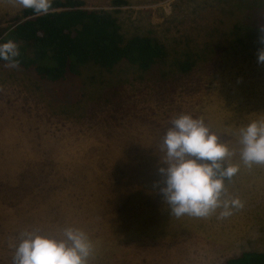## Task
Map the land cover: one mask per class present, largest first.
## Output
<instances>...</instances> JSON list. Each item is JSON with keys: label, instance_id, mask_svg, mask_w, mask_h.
<instances>
[{"label": "rangeland", "instance_id": "1", "mask_svg": "<svg viewBox=\"0 0 264 264\" xmlns=\"http://www.w3.org/2000/svg\"><path fill=\"white\" fill-rule=\"evenodd\" d=\"M112 1L84 0L116 10L124 38L159 41L164 61L112 73L89 64L59 83L0 63V264H13L22 233L61 240L68 227L87 234L88 264H221L264 251V165L240 159V129L264 120V0ZM22 10L0 0V35ZM180 113L233 153L239 171L221 199L243 207L228 217H177L164 200L161 144Z\"/></svg>", "mask_w": 264, "mask_h": 264}, {"label": "clouds", "instance_id": "2", "mask_svg": "<svg viewBox=\"0 0 264 264\" xmlns=\"http://www.w3.org/2000/svg\"><path fill=\"white\" fill-rule=\"evenodd\" d=\"M14 7L31 9L35 15L52 11L53 0H6ZM258 42L264 45V25L258 26ZM19 45L12 39L0 43V61L5 67L20 66ZM257 63L264 64V46L257 49ZM172 127L163 137L161 150L166 151L165 164L160 173L166 186L161 188L171 213L207 217L222 208L220 217L232 214V209L243 207L238 197L221 199L226 193L225 178L239 171L229 164L233 155L226 144L218 142L202 119L180 113L171 119ZM240 159L248 167L264 165V120H254L240 129ZM65 239L57 240L33 232L22 233L16 247L13 264H88L92 245L87 234L79 228L64 229Z\"/></svg>", "mask_w": 264, "mask_h": 264}, {"label": "trees", "instance_id": "3", "mask_svg": "<svg viewBox=\"0 0 264 264\" xmlns=\"http://www.w3.org/2000/svg\"><path fill=\"white\" fill-rule=\"evenodd\" d=\"M122 5H126L123 0L112 1L113 7ZM115 13L87 9L84 0H53L52 11L46 15L23 9L0 35V43L14 40L19 45V68L50 83L78 76L82 66L89 64L112 73L120 64L145 71L164 61L166 49L156 39L138 35L124 38ZM195 60L178 62V71L191 70ZM221 264H264V251L242 252Z\"/></svg>", "mask_w": 264, "mask_h": 264}]
</instances>
